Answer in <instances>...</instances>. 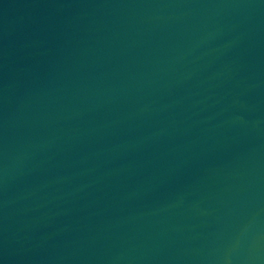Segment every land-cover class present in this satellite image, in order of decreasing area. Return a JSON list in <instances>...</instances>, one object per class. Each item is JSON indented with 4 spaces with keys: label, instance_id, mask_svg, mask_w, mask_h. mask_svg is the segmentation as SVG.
<instances>
[{
    "label": "water",
    "instance_id": "95a60500",
    "mask_svg": "<svg viewBox=\"0 0 264 264\" xmlns=\"http://www.w3.org/2000/svg\"><path fill=\"white\" fill-rule=\"evenodd\" d=\"M0 264H264V0H0Z\"/></svg>",
    "mask_w": 264,
    "mask_h": 264
}]
</instances>
